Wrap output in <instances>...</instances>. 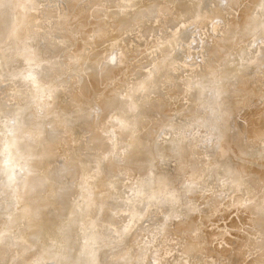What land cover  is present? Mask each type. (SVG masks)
<instances>
[{
    "label": "rangeland",
    "instance_id": "rangeland-1",
    "mask_svg": "<svg viewBox=\"0 0 264 264\" xmlns=\"http://www.w3.org/2000/svg\"><path fill=\"white\" fill-rule=\"evenodd\" d=\"M17 1L10 7L17 19L12 22L9 34L7 26H0V43L31 24V34L38 29L52 31L47 39L51 43L44 46L38 39L37 45L42 46H34L44 51L41 60H49L52 52L54 55L51 62L43 60L45 67H40L43 63L40 59L36 63L39 66L32 67L38 66L43 75L31 68L44 78L36 80L31 70V74L26 73L29 76L22 75L24 83L19 77L21 87L18 83L17 91L29 88L33 94L37 89H32L39 85L38 95L33 94L36 97L26 91L31 99L27 101L33 102L27 103L35 106L30 105L31 108L27 104L29 111L20 110L19 117L11 113L18 105L13 101L16 92L10 89L12 78L7 79L0 59V100L5 102L0 107V151L3 144L7 145V152L12 147L20 174L33 166L35 174L46 168L45 172L51 175L49 171L61 168V164L70 167L77 161V169L84 175L71 184L75 194L67 206L75 216L91 209L87 214L90 225L76 230L70 218L46 223L43 217L41 221L50 235L47 242L59 244L60 254L71 242H78L75 253L81 258L89 257L88 252L98 251L97 248L116 250V245H123L122 250L129 258L127 264H264V240L259 237L262 235L264 239V218L261 221L259 218L264 214V0H19L16 4ZM8 3L11 6L12 2ZM197 18L201 30L190 26ZM217 19L225 23L219 22L212 32ZM37 20H43L47 26L39 24L37 28L33 25ZM29 37L32 36L29 34L30 41L26 40L28 46L32 43ZM26 42L20 43L19 48L28 50ZM69 43L74 46L69 47ZM67 46L69 52L64 49ZM92 51L98 55L90 58ZM73 60L79 61L78 65ZM195 61L197 65L201 63V68L190 66ZM106 63L111 64L108 65L111 73H107ZM70 65L76 68L73 73ZM101 65H105L104 72L96 70ZM56 66L62 71H57ZM57 76L61 81L54 80H59ZM41 78L45 83L40 84ZM22 83L26 86L24 90ZM69 98L82 105L81 111H71L74 102ZM68 101L73 102L72 108ZM65 102L70 106L66 105L68 110L63 107ZM232 102V106L226 107L225 104ZM162 104L168 108L164 113H160ZM6 105L13 108L5 112ZM154 105H159L158 112ZM151 108L154 110L150 111ZM29 116L30 121L26 119ZM51 122L56 127H51ZM62 123L64 127H60ZM227 124L239 128L237 135L225 134ZM2 136L7 140L5 143ZM13 142L17 143L18 152ZM43 151L48 154L45 156ZM6 156L0 160L7 159ZM27 158L32 161L26 164ZM7 169L3 170L4 174ZM109 172L113 176L108 177ZM35 174L32 176L40 183L33 195L19 175L14 186L0 193V234L27 235L29 221L23 218L15 221L16 216L27 213L29 205L30 210L45 211L53 198L52 190L60 188L59 178L54 181L55 174L47 177L43 185ZM59 190L56 198L65 195L68 189ZM122 192L127 193L122 195ZM41 196L42 200H37ZM119 200L120 206L115 207L113 204ZM63 203L53 202L46 209L57 206L54 214L60 216L67 207V201ZM179 228L191 230L178 233ZM255 235V240L260 242L258 250L248 248L239 259L241 245L253 242ZM226 250L227 256L220 255ZM40 255H35L38 264L42 260ZM93 258L91 264L106 263L100 261L98 254Z\"/></svg>",
    "mask_w": 264,
    "mask_h": 264
},
{
    "label": "bare ground",
    "instance_id": "bare-ground-1",
    "mask_svg": "<svg viewBox=\"0 0 264 264\" xmlns=\"http://www.w3.org/2000/svg\"><path fill=\"white\" fill-rule=\"evenodd\" d=\"M8 1H11L12 2V4H11V6H10V4L8 3ZM17 0H1L0 1V26L3 28L4 26L6 27L7 26V31H8V34L10 33V30H11V27H12V22L13 21H16V19H17V17L13 14V12L11 11V9L13 8V6L15 5V2H16ZM60 1V0H59ZM68 2L69 1H71V0H67ZM73 1V0H72ZM235 1V0H234ZM18 2H20L19 0L17 1V3L16 4H18ZM56 2V1H55ZM152 2V1H151ZM99 3V2H98ZM43 4V3H42ZM49 4V3H48ZM52 4V3H51ZM59 4H61V3H59ZM41 5V4H40ZM44 5V4H43ZM52 5H54V4H52ZM61 5H63V4H61ZM60 5V6H61ZM156 5V4H155ZM37 6H38V4H37ZM36 6V7H37ZM51 6V5H50ZM56 6V5H55ZM59 6V7H60ZM73 6V5H72ZM84 6V5H83ZM183 6V5H182ZM10 7H11V9H10ZM42 7V6H41ZM44 7H45V5H44ZM58 7V6H57ZM153 7V6H152ZM188 7H189V5L187 6V11L189 10L188 9ZM49 8V7H48ZM52 7H50V9H51ZM54 8V7H53ZM52 8V9H53ZM38 9V8H37ZM73 9V8H72ZM81 9V8H80ZM27 10V9H26ZM34 10V9H33ZM55 10H57L56 8H55ZM58 10H63V9H58ZM83 10V9H82ZM29 11V10H28ZM31 11V10H30ZM44 11H45V9H44ZM48 11H50V10H48ZM53 11H54V9H53ZM64 11V10H63ZM39 12V11H38ZM61 12V11H60ZM78 12H79V10H78ZM82 12V11H81ZM152 12V11H151ZM49 13V12H48ZM47 13V14H48ZM53 13H56L55 11L53 12ZM52 13V14H53ZM85 13V12H84ZM153 13H154V11H153ZM33 14V13H32ZM29 15H31L30 13H29ZM50 15V14H49ZM59 15V14H58ZM61 15V14H60ZM217 15V14H216ZM33 16H36V15H33ZM77 16V15H76ZM157 17V16H156ZM154 18V17H153ZM5 19H7V22H6V20ZM33 19V18H32ZM53 19V18H52ZM56 19H57V17H56ZM62 19H63V17H62ZM58 20H60V18L58 19ZM58 20H56V22H58ZM200 18H197V19H194L192 22H191V24H190V26H196V27H200V26H198L199 24H200ZM52 20H50V22H51ZM29 22V21H28ZM48 22V21H47ZM53 22V24H54V21H52ZM55 22V23H56ZM60 22V21H59ZM64 22V21H63ZM88 22V21H87ZM219 22H222V23H225V21L223 20V19H217L216 20V22H213V23H216V24H213V28H211V31L214 29V28H216V26L217 25H220L219 24ZM206 23V22H205ZM20 24V23H19ZM39 24H42V25H46L47 26V23L46 24H44L43 23V20L42 21H39V20H37L33 25H35V26H37V25H39ZM49 24H51L52 25V23H49ZM58 24H54V26H57ZM183 25H185L186 26V24L184 23ZM30 26H32L31 24H29V26H28V28H25V27H22L19 31H20V33L19 32H16V33H14V34H11L9 37H7V40H6V42L5 43H0V59H2V61L4 62L2 65H3V70L2 71H4L3 73L4 74H6V71H7V76H8V78L7 79H10V78H12V79H10L11 81H10V83H12L11 84V86H10V89L12 90L13 88L15 89V92H16V94H15V97H14V95H12L13 97H14V99H13V97H12V99H13V101H14V103L16 102V103H18V105L16 106V107H14L15 105L13 104L12 106L14 107V111L13 112H11V111H9V112H11L13 115L15 114V115H17V117H19V115H20V110H25L26 108H27V106L29 105H32V106H35V105H33V104H28V103H30L31 101H27L28 100V98L30 97V96H28V94H27V92L26 91H28V93L29 92H31V90L28 88V90L26 89V88H24V87H26V86H24L23 87V78H22V75H23V77H24V75L28 72L29 74H31V71L33 72V70L35 69V67L34 68H32L36 63H37V61H39V59L41 60V57L43 56L42 54L44 53V51L43 50H37V49H35L37 46H42L41 44H39V45H37V43H40V42H42V43H45L44 44V46L46 45V43H51V42H48L47 41V39H49V37L51 36L50 35V33L52 32H49V29H47L46 28V31L44 32L43 31V29H42V31L41 30H34V31H32V34L31 33H29L30 32V29H31V27ZM203 26V25H202ZM49 27V26H48ZM58 27H59V25H58ZM63 27V26H62ZM228 27V26H227ZM2 28H0V37H1V29ZM37 28H38V26H37ZM44 28V27H43ZM53 28L54 27H52V30H53ZM225 28V27H224ZM230 28V27H229ZM252 28V27H251ZM40 29H41V27H40ZM45 30V29H44ZM199 30H201V28H199ZM206 30V29H205ZM217 30V29H216ZM147 31V30H146ZM145 31V32H146ZM148 31H149V29H148ZM147 31V32H148ZM215 31V30H214ZM213 32V31H212ZM30 34V36H32L33 38H34V40L32 39V37H29V38H31V41H32V43H33V46H31L32 45V43H31V45H29L28 46V44L29 43H27L26 42V40L28 39V35ZM72 34H73V32H72ZM143 34V33H142ZM217 34V33H216ZM42 36V37H37V36ZM50 35V36H49ZM63 36V35H62ZM5 38V37H4ZM63 38V37H62ZM38 39H40L39 41L40 42H38ZM51 39H52V37H51ZM65 39H66V37H65ZM197 40V39H196ZM218 40V39H217ZM28 41H30L29 39H28ZM1 42V41H0ZM4 42V41H3ZM23 42H26L25 44L29 47V49L31 48V47H33L32 49H33V53H30V51H31V49L28 51L27 49H26V51H25V49H23V48H19V44L20 43H23ZM52 42H53V40H52ZM221 42V41H220ZM36 43V44H35ZM54 43V42H53ZM224 43V42H223ZM262 43L264 44V41H262ZM25 44H23V47H24V45ZM35 44V45H34ZM55 44V43H54ZM53 44V45H54ZM70 44V43H69ZM211 44H212V42H211ZM25 45V46H26ZM37 45V46H36ZM49 45V44H48ZM52 45V44H51ZM66 45V44H65ZM72 44H70V46L69 47H71L72 48V46H74V45H72ZM96 45V44H95ZM210 45V44H209ZM218 45V44H217ZM26 46V47H27ZM31 46V47H30ZM34 46H36V47H34ZM43 46V47H44ZM57 46V45H56ZM55 45L53 46V47H56ZM64 46V45H63ZM67 46V47H68ZM97 46V45H96ZM27 47V48H28ZM53 47L52 48H50L51 50L53 49ZM65 47V46H64ZM69 47H68V49L67 48H64V49H66V52H69L70 50H69ZM86 47V46H85ZM262 47V46H261ZM38 48V47H37ZM57 48V47H56ZM63 48V47H62ZM190 48V47H189ZM191 48H192V46H191ZM191 48H190V50H191ZM223 48V47H222ZM35 49V50H34ZM46 50H49V48L47 49L46 48ZM67 50H69V51H67ZM204 50H205V48H204ZM28 51V52H27ZM43 51V52H42ZM55 51V50H54ZM86 51H88V49L86 50ZM186 51V50H185ZM32 52V51H31ZM49 52H52V51H50L49 50ZM56 52V51H55ZM54 52V53H55ZM58 52V51H57ZM60 52H62V51H60ZM46 53V52H45ZM59 53V52H58ZM86 53V52H85ZM92 53L93 54H91V52H89L88 54H91L89 57L90 58H93L94 56H97L98 55V53L96 52V51H92ZM49 54V53H48ZM51 54V56H53L54 54H53V52L52 53H50ZM50 54H49V56H50ZM53 54V55H52ZM62 54V53H61ZM63 54H64V52H63ZM189 54H191V53H189ZM44 55H46L47 56V54H44ZM60 55V54H59ZM46 56H44V57H46ZM51 56L49 57V60L50 59H52L51 58ZM61 56V55H60ZM189 56V55H188ZM58 57V56H57ZM115 57V56H114ZM261 57V56H260ZM43 58V57H42ZM82 58V57H81ZM84 58V57H83ZM82 58V59H83ZM111 58V57H110ZM109 58V59H110ZM44 59H46V58H44ZM44 59H42L41 60V62H43V60ZM55 59V58H54ZM72 59H75V58H72ZM84 59H88V57L87 58H84ZM111 59H115V58H111ZM117 59V58H116ZM115 59V60H116ZM258 59H260V58H258ZM47 60V59H46ZM49 60H47V61H49ZM57 60V59H56ZM115 60H113V61H115ZM118 60L119 59H117V62H118ZM263 60H264V58H263ZM52 60H50V62H51ZM69 61V60H68ZM74 61V60H73ZM84 61H86V63H88V61L87 60H84ZM83 61V62H84ZM113 61H109V62H111V63H113ZM174 61V60H173ZM260 61H262V59L260 60ZM44 62H46V61H44ZM44 62L42 63V64H40L41 66V68H43L42 66H44ZM49 62V63H50ZM53 62H54V60H53ZM57 62H58V60H57ZM70 62H72L71 60L69 61V63ZM77 63V65H78V62L79 61H74L73 63ZM82 62V61H81ZM263 62V61H262ZM39 63H40V61H39ZM48 63V62H47ZM47 63H45V64H47ZM116 63V62H115ZM173 63V62H172ZM176 63V62H175ZM197 63L198 62H193V63H191L190 64V66H195L196 65V67L198 66L199 68H201V63L200 64H198L197 65ZM54 64V63H53ZM107 64V63H106ZM105 64V65H106ZM185 64H187V62H185ZM184 64V65H185ZM36 65H38V64H36ZM35 65V66H36ZM72 65V64H71ZM68 66V67H71L72 69L73 68H75L74 67V65L73 66ZM105 65H101V66H99V68H97L96 70H98V71H100V72H104V68H105ZM108 65H111V64H107V73L110 71L109 70V66ZM5 66V67H4ZM39 66V65H38ZM37 66V67H38ZM46 66V65H45ZM44 66V67H45ZM86 66V65H85ZM114 66V65H113ZM37 67H36V71H38V73H39V75H43V74H41V71L40 70H37ZM57 67V66H56ZM110 67H112V66H110ZM182 67V66H181ZM198 67L196 68V69H198ZM203 67V66H202ZM4 68H6L5 70H4ZM33 70H32V69ZM50 68V67H49ZM182 68H186V66H184V67H182ZM191 68H194L195 69V67H191ZM67 69H69V68H67ZM76 69V68H75ZM75 69H73V70H70L71 72L70 73H73V71L75 70ZM77 69H80L79 67H77ZM111 69V68H110ZM203 69V68H202ZM29 70H31V71H29ZM45 70H46V68H45ZM56 70L57 71H62V69H60V68H56ZM105 70V71H106ZM189 70V69H188ZM188 70H186V72H188ZM40 71V72H39ZM43 71V70H42ZM47 71V70H46ZM68 71V70H67ZM85 71V70H84ZM184 71V70H183ZM189 71H193V69L192 70H189ZM203 71V70H202ZM53 72V71H52ZM112 71H110V73H111ZM172 72V71H171ZM169 73V75L170 74H172V73ZM176 72V71H175ZM196 72H200V71H196ZM195 72V73H196ZM35 73H37V72H33V74H34V77H35V79L37 80V79H40V77H43L44 78V76H39L38 75V73H37V75H35ZM46 73H50V72H46ZM62 74H63V72H61ZM69 73V72H68ZM95 73V72H94ZM197 73V74H198ZM201 73V72H200ZM29 74L27 75L26 74V76H29ZM176 74V73H175ZM184 74V73H183ZM182 74V75H183ZM10 75V76H9ZM45 75V74H44ZM47 76H49L48 74H46ZM45 75V76H46ZM55 75H57V74H55ZM63 75H66V74H63ZM68 75V74H67ZM94 75H97L96 73L94 74ZM21 76V78H22V81L21 82H23L22 83V89L24 90V89H26V91L24 92H22V90H21V88H20V90H18V91H20V93H18V91H17V89H19V88H17L18 87V85L20 84V87H21V82L19 83V80H21V79H19V77ZM26 76H25V78H26ZM51 76V75H50ZM31 77V76H30ZM37 77V78H36ZM56 77V76H55ZM58 78H59V80L57 79H54L55 81H61V78L59 77V76H57ZM97 77H98V75H97ZM29 78V77H28ZM28 78H27V80H28ZM32 78V77H31ZM31 78H29V79H31ZM90 78H92L93 79V76H91ZM33 79V78H32ZM45 79H46V77H45ZM66 79V78H65ZM64 79V80H65ZM48 80V79H47ZM41 82H40V84L41 83H45L44 81V79H43V81H42V78H41V80H40ZM63 81V80H62ZM95 81V80H94ZM253 81V80H252ZM251 81V82H252ZM16 82H17V84H16ZM34 82V83H33ZM36 82H38V81H36ZM51 82V80H49V82L48 83H50ZM64 82V81H63ZM62 82V83H63ZM19 83V84H18ZM27 83V82H26ZM26 83H25V85H26ZM32 83L33 84H35V81H32ZM32 83H31V86H32ZM263 83V82H262ZM13 84H15V85H13ZM51 84V83H50ZM50 84L48 85V86H50ZM45 85V88H46V84H44ZM44 85H42V87L44 86ZM254 85V84H253ZM255 85H256V83H255ZM27 86L28 87H30L31 88V86H29V84H27ZM36 86V85H35ZM34 86V87H35ZM39 85L37 84V87H38ZM16 87V88H15ZM33 87V86H32ZM33 88L32 90L33 91H35L36 89L37 90H39L38 88ZM41 87V88H42ZM44 88V87H43ZM48 88V87H47ZM200 89H201V87H199ZM14 89L12 90V91H14ZM30 90V91H29ZM35 91V92H33V94H35L36 92H38V91ZM176 90V89H175ZM198 90V89H197ZM232 90H233V88H232ZM179 91V90H178ZM200 91V90H199ZM201 91H202V89H201ZM15 92H13V93H15ZM176 92H177V90H176ZM230 92H232V91H230ZM45 93V92H44ZM61 93V92H60ZM64 93V92H63ZM207 93V92H206ZM233 93V92H232ZM30 95H33V94H31V93H29ZM50 94V93H49ZM64 94H66V93H64ZM197 94V93H196ZM195 94V95H196ZM228 94H230V93H228ZM227 94V95H228ZM36 95H38L37 93H36ZM36 95H33V96H35L36 97ZM58 95V94H57ZM63 95V94H62ZM67 95V94H66ZM65 95V96H66ZM72 95H74V94H72ZM71 95V96H72ZM195 95H194V97H195ZM207 95V94H206ZM61 96V95H60ZM59 96V97H60ZM75 96H77V94L75 95ZM99 96V95H98ZM205 96V95H204ZM203 96V97H204ZM214 96V95H213ZM229 96V95H228ZM230 96H233L232 94L230 95ZM35 97H33V98H35ZM68 97V96H67ZM198 97V96H197ZM206 97V96H205ZM58 98V97H57ZM71 98H73V97H71ZM71 98H69V100L71 99ZM100 98V97H99ZM212 98V97H211ZM210 98V99H211ZM216 97H214V99H215ZM30 99V98H29ZM74 99V98H73ZM84 99V98H83ZM97 99V96H96V98L94 99V101ZM201 99V98H200ZM205 99V98H204ZM230 99V98H229ZM31 100V99H30ZM35 100H36V98H35ZM75 100H77V99H75ZM206 100H207V98H206ZM216 100V99H215ZM32 101H34L33 99H32ZM71 101H73V100H70V102ZM97 101V100H96ZM208 101H209V98H208ZM28 102V103H27ZM37 102V101H36ZM69 101H68V103H70ZM73 102H74V105H73ZM72 103H70L71 105V108H72V105H73V109H71V111H73L74 110V113H75V111L77 112L78 110H80L81 111V109H82V105H80V103L79 104H77L78 102H75V101H73ZM153 102V101H152ZM158 103H159V101H157ZM212 102V101H211ZM217 102V101H216ZM1 103H3V105L5 104V102L4 101H1L0 100V107L2 106V104ZM31 103H33V102H31ZM28 104V105H27ZM35 104V103H34ZM159 104H161V103H159ZM171 104V103H170ZM170 104H168V105H170ZM206 104V103H205ZM212 104V103H211ZM214 104V103H213ZM69 106L68 104H66V102H65V104H64V106L63 107H65V106ZM150 105V104H149ZM210 105V104H209ZM226 105V107L227 106H232L233 105V102L232 103H230V105H229V103L228 104H225ZM7 107L4 109V111L5 110H7V108H8V106L9 105H6ZM28 106V107H29ZM67 106L65 107V108H67ZM69 106V107H70ZM151 106V105H150ZM155 106V105H154ZM157 106H159V105H157ZM157 106H155V109L157 110V112H158V109L156 108ZM204 106V105H203ZM212 106V105H211ZM217 106H218V104H217ZM12 107V108H13ZM31 107V106H30ZM29 107V108H30ZM153 107V106H152ZM163 107H165L163 104H162V108H160V110L162 111L163 110V112H160V113H164V111L166 110V108H163ZM169 107H171V106H169ZM207 107H208V105H207ZM12 108H8V110H10V109H12ZM32 108V107H31ZM205 108V107H204ZM209 108V107H208ZM220 108V107H219ZM259 108V107H258ZM28 109V108H27ZM33 109H34V107H33ZM168 109V108H167ZM207 109V108H206ZM211 109V108H210ZM212 109H213V107H212ZM257 109V108H256ZM31 111H32V109H30ZM37 110V109H36ZM67 110H68V108H67ZM69 110H70V108H69ZM152 110H154V109H152L151 108V110L150 111H152ZM202 110H203V107H202ZM215 110V109H214ZM216 110H218V109H216ZM2 111H3V109H2ZM27 111H29V109L27 110ZM26 111V112H27ZM35 111V110H34ZM71 111H70V113H71ZM167 111V110H166ZM209 111H211V110H209ZM213 111V110H212ZM219 111V110H218ZM6 112V111H5ZM8 112V113H9ZM206 112V111H205ZM220 112V111H219ZM229 112V111H228ZM227 112V113H228ZM10 113V114H11ZM48 113V112H47ZM73 113V114H74ZM83 113V112H82ZM88 113V112H87ZM167 113V112H166ZM207 113H208V110H207ZM211 113V112H210ZM217 114H218V112H216ZM221 113H222V111H221ZM254 113V112H253ZM263 113H264V111H263ZM7 115V114H6ZM30 115V114H29ZM70 115V114H69ZM210 115V114H209ZM211 115H212V113H211ZM11 116V115H10ZM31 116H32V114H31ZM90 116V115H89ZM213 116H214V114H213ZM14 117V116H13ZM91 117V116H90ZM212 116H210V118H211ZM215 117V116H214ZM251 117V116H250ZM4 118V117H3ZM2 118V119H3ZM15 118H16V116H15ZM15 118H12L11 120H13L14 121V119ZM31 119V117L29 116L28 118H26V119H28L29 121H30V119ZM206 118H207V116H206ZM90 118H88V120H89ZM205 119V118H204ZM216 119V118H215ZM207 120H209V117H208V119ZM213 120V119H212ZM250 120V119H249ZM29 121L28 122H26V124H29ZM52 121V120H51ZM214 121V120H213ZM56 122V121H55ZM92 122V121H91ZM90 122V123H91ZM204 122H205V120H204ZM207 122V121H206ZM53 123L54 122H51V124H52V126L51 127H53L56 123H58V125H59V123L60 122H56L54 125H53ZM264 123V122H263ZM49 124V123H48ZM61 124V123H60ZM63 125H60V127H64V123H62ZM19 125V124H18ZM57 125V124H56ZM56 125H55V127H56ZM66 125V128L68 127L67 126V123L65 124ZM228 126H227V128L225 129V134H229V133H232V134H234L233 136H235V135H237V131H239V128L238 127H236V125H231V124H227ZM89 126V125H88ZM19 127V126H18ZM49 127H50V124H49ZM59 127V128H60ZM205 127V126H204ZM8 129H10L9 127H7ZM58 128V129H59ZM69 128H72V126L71 127H69ZM88 128V127H87ZM50 129V128H49ZM51 129H53V128H51ZM50 129V130H51ZM68 129V128H67ZM66 129V130H67ZM11 130H16V128H14V129H12L11 128ZM42 130V129H41ZM41 130H37V132L38 133H41ZM57 130V128H55V131ZM4 131H7V129L6 130H4ZM3 130H2V132H4ZM9 131V130H8ZM1 132V131H0ZM12 132V131H11ZM16 132V131H15ZM13 133V132H12ZM11 133V134H12ZM6 134V133H5ZM4 134V135H5ZM9 134V133H8ZM7 134V135H8ZM52 134H54V133H52ZM225 134L224 135H222V136H225ZM227 134V135H228ZM7 135L5 136V137H7ZM10 135V134H9ZM15 135H17V134H15ZM230 135V134H229ZM12 136H13V134H12ZM59 136H60V134H59ZM255 136V135H254ZM5 137H1L2 138V141L4 142L5 140H6V138ZM16 137V136H15ZM238 137V136H237ZM236 137V138H237ZM5 138V139H4ZM8 138V137H7ZM14 137H12V139H13ZM52 139H51V141L54 139L53 137H51ZM226 138V137H225ZM231 138H233V137H231ZM255 138H257V140H258V136L256 137L255 136ZM44 139V138H43ZM227 139H228V137H227ZM226 139V140H227ZM45 140V139H44ZM58 140H60V138L58 139ZM57 140V141H58ZM226 140H224V142H227ZM231 140V139H230ZM237 140V139H236ZM7 141V140H6ZM234 141V140H233ZM10 142V141H9ZM8 142V143H9ZM229 142V141H228ZM5 143V142H4ZM7 143V144H8ZM13 143H15V147L17 148V152H18V145H17V143L16 142H13ZM235 143H236V141H235ZM257 143V142H256ZM12 144V143H11ZM11 144H10V146L9 147H11ZM237 144V143H236ZM48 145V144H47ZM50 145V144H49ZM258 145V144H257ZM3 146H4V144H3ZM2 146V150L0 151V157H5V155H8V156H6L7 157V159H4V160H0V193L3 191V190H6L7 189V187L9 186V188L11 187V186H14L15 185V181H16V175H19L20 177H22L23 178V180H24V184H26L27 185V188H26V190L27 191H29L30 193H31V195H33L34 193H33V190L34 189H37L38 187H39V183H37L38 181L37 180H35L36 178L34 177V176H32V175H34L35 173V171L33 170V166L32 167H27L28 168V170H30V171H28L26 168H25V170H24V172H23V174H20L19 172H17V168L15 167V158L17 157V155L15 154V152H13L11 149H12V147H11V149L9 148L8 149V152H7V145L5 144V146L4 147H6V148H4ZM14 146V145H13ZM225 146H227V145H225ZM240 146V145H239ZM219 148V147H218ZM49 149L50 150H52L53 149V147H50L49 146ZM217 149V148H216ZM241 149V148H240ZM49 150V151H50ZM12 151V152H11ZM53 151V150H52ZM235 151H239L240 152V150L239 149H235ZM6 152H7V154H6ZM10 152V153H9ZM51 152V151H50ZM241 152H242V149H241ZM22 153V152H21ZM27 153H28V151H27ZM45 156L48 154V152H47V154H46V151H43L42 152ZM28 154H30V153H28ZM29 157H31L30 155H28ZM28 161H32V159L31 158H27V160H26V164H27V162ZM61 161H63V159L61 160ZM73 162V161H72ZM64 163V162H63ZM113 164L114 163H112V165H110V164H108L109 166H108V168H111L112 166H113ZM60 165V164H59ZM62 165V167L60 168L59 166H58V168L57 169H52V171H49V173L51 174V175H49V174H47L48 173V171H46L45 172V170H46V168H44V169H42V171L41 172H37V174H35V175H37L36 177H38L39 176V181H42L41 182V184L43 185L44 183H45V180L47 179V177L48 178H51V176H52V174H55L54 175V181L56 182L57 180L55 179V178H59V182L61 183V185H60V188L61 187H64V188H67L68 190H67V193L65 194V195H63V196H60V197H57L56 198V195H59L60 194V188L59 189H57V188H55V190H52V196H53V198L49 201V203L46 205V208H47V206L48 205H50L51 203H53V202H55V204H56V202H57V205H59L58 204V202H59V200H61L62 202H64V203H66V201H67V203L65 204L66 206H67V204H68V200L69 199H72V194H75L73 191H74V188H72L71 187V184L72 183H74L75 182V180L76 179H80V177L81 176H83L84 174V172H79L78 171V169H77V161H74L73 162V165H74V167H73V165L72 166H70L69 167V165L68 164H61ZM57 166V165H56ZM7 167L9 168V169H7ZM5 168L7 169V172L4 174V171L3 170H5ZM40 170V169H39ZM6 171V170H5ZM37 171H38V169H37ZM261 171V170H260ZM54 172V173H53ZM44 173H46V176L44 175ZM256 173V172H255ZM257 173H259V172H257ZM261 173V172H260ZM112 173L111 172H109V174L108 175H110V176H108V177H111V176H113V175H111ZM246 174V173H245ZM263 175V174H262ZM44 181V182H43ZM145 181V179H143L142 181H141V183L142 182H144ZM161 181V180H160ZM257 181V180H256ZM261 181V180H260ZM140 182V181H139ZM122 185V184H121ZM142 185V184H141ZM117 186V185H116ZM120 186V185H119ZM77 187H78V185H77ZM6 188V189H5ZM116 189H117V187H115ZM120 189H121V186H120ZM78 190H79V188H78ZM152 190V189H151ZM120 190L118 189L117 190V194H120V192H119ZM78 192V191H77ZM119 192V193H118ZM59 193V194H58ZM125 193H127V192H122L121 194L123 195V194H125ZM39 194H42V192L41 193H38L37 194V196L39 195ZM116 194V193H115ZM260 194V193H259ZM30 195V196H31ZM43 196V195H42ZM37 197V200H42V198L43 197ZM116 196V195H115ZM34 197H35V195H34ZM62 197V198H61ZM117 197V196H116ZM157 197V196H156ZM60 198V199H59ZM113 198V200H114V197H112ZM112 198H111V200H112ZM116 199V198H115ZM117 199H118V197H117ZM112 200V201H113ZM159 200V199H158ZM140 201V200H139ZM150 201V200H149ZM152 201V200H151ZM221 201V200H220ZM219 201V202H220ZM153 202V201H152ZM63 203V204H64ZM115 203V202H114ZM137 203V202H136ZM135 203V204H136ZM61 204V203H60ZM112 204H113V202H112ZM130 204V203H129ZM263 204V203H262ZM115 207H117V206H120V200L118 201V202H116V204H113ZM218 205V204H217ZM51 206V205H50ZM62 206V205H61ZM29 207H30V209H31V206L29 205L28 206V212L27 213H23V216L22 215H20V216H16V218H15V221H17V220H19V219H27L28 221H29V225H30V232L27 234V235H25V236H19V237H9V236H6L7 234H0V264H38L39 262H37V260H35V255L36 254H38V253H40L41 255V261H40V264H91V261H92V258L94 257V256H96L97 254L99 255V258H100V261L101 260H105V262L106 263H104V264H127L128 263V259L129 258H126V253H125V251H123L122 250V246L123 245H116L115 247V249L116 250H114L113 248H106V249H104V250H99V249H101V248H97V250L98 251H92V252H88V256L89 257H85V258H81V256H79V254L77 255L76 253H75V248H76V245H80L78 242L77 243H75V241H73V242H71L68 246H67V248L65 249V251H64V253H62V254H60L59 252V244H58V246L57 245H52L51 243L49 244L48 242H47V240H48V236H50L49 235V233H48V229L47 228H45V226H43V223H42V221H41V219L43 218V217H45V220H46V223H52V222H54V221H57V220H59V221H63V220H66V219H71V221L73 220L74 222V224H76V226L75 225H73V226H75L74 227V229L76 230V229H78V228H85V226L86 225H90V222H91V219H90V217L87 215L88 214V211H90L91 209H89V210H87L86 211V214H82V215H79V216H75V215H72V211H71V209L67 206L66 207V209H63V210H65L64 212H62V210H58V211H60V212H62V213H60V216H61V214L63 215V216H58L57 214H54V210H56V207L54 206V207H52L53 209H46L45 208V211H41L40 209H34V210H30L29 209ZM65 207V206H64ZM132 207H133V205H132ZM219 207V206H218ZM58 208V207H57ZM264 208V207H263ZM2 209V207H0V210ZM257 209V208H256ZM85 210V209H84ZM135 211V210H134ZM208 211V210H207ZM205 212V211H204ZM264 212V211H263ZM58 213V212H57ZM64 213V214H63ZM135 213V212H134ZM135 214H137V212L135 213ZM86 217H88V218H86ZM260 218V221H261V219L262 218H264V214H261V217H259ZM192 219V218H191ZM35 221H36V223H35ZM186 221V220H185ZM257 221H259V220H257ZM259 221V222H260ZM45 223V224H46ZM189 223L190 224H192V221L191 220H189ZM262 223V222H261ZM78 224V225H77ZM257 224H259V223H257ZM24 225V224H23ZM47 225V224H46ZM193 225V224H192ZM208 225V224H207ZM256 225V224H255ZM188 226V225H187ZM254 226V225H253ZM109 227V226H108ZM180 227V226H179ZM252 227V226H251ZM80 228V229H81ZM255 228H257V227H255ZM8 229V228H7ZM112 229H114V228H112ZM260 229V228H259ZM108 230V229H107ZM191 229H186L185 231H183V230H181V228H179V230L178 229H176V231L178 232V233H182L181 231H183V233L184 232H189ZM193 230V229H192ZM241 230V229H240ZM264 230V229H263ZM93 231V230H92ZM253 231V230H252ZM261 231V230H260ZM238 232V231H237ZM255 233H256V231H255ZM92 234V233H91ZM94 234V233H93ZM92 234V235H93ZM96 234V233H95ZM112 234H114V233H112ZM238 234V233H237ZM264 234V233H263ZM257 235H260V233H258ZM44 236V237H43ZM249 236V235H248ZM96 237H97V235H96ZM259 237H261V239L262 240H264L263 238H262V235L261 236H259ZM254 238V240H253V242L251 241V242H248L247 244H243L244 246L242 247V245H241V248H240V250L238 251V255H239V259H241V257L243 258L244 257V255L246 254L244 251H246L248 248H251V247H253L255 250H258L257 249V246L259 245V241L258 240H255V238H256V235H255V237H253ZM89 239V238H88ZM260 239V240H261ZM96 241H97V239H95ZM235 240H237V237H236V239ZM262 240H261V242H262ZM95 241V242H96ZM258 241V242H257ZM41 242H43L42 244H41ZM89 242V241H88ZM87 242V243H88ZM247 242V241H246ZM245 242V243H246ZM95 244V243H94ZM85 245V244H84ZM92 245V244H91ZM235 245H236V243H235ZM264 245V244H263ZM99 246V245H98ZM262 246V245H261ZM236 247H238V243H237V246ZM83 248V247H82ZM239 248V247H238ZM77 249H78V247H77ZM76 249V250H77ZM88 249V248H87ZM259 249H261V248H259ZM262 249H263V247H262ZM90 250V249H89ZM231 250H232V248H231ZM231 250H229V251H231ZM227 251V252H226ZM225 252H223V253H221L220 255H226L227 253H228V250H226ZM232 252V251H231ZM264 252V251H263ZM58 253V254H57ZM245 253V254H244ZM57 254V255H56ZM90 256H92V258L90 257ZM227 256V255H226ZM228 256H229V254H228ZM218 257V256H217ZM221 258H222V256H220ZM224 257V256H223ZM254 257H255V259H256V257H257V255L255 254L254 255ZM225 258V257H224ZM94 259V258H93ZM218 259H220V258H218ZM226 259V258H225ZM237 259V258H236ZM221 260V259H220ZM219 260V261H220ZM238 260V259H237ZM236 260V261H237ZM244 260V259H243ZM99 261V262H100ZM223 261V260H222ZM241 261L242 260H240V263H241ZM8 262V263H7ZM37 262V263H36ZM235 263V262H234ZM236 264H237V262H236Z\"/></svg>",
    "mask_w": 264,
    "mask_h": 264
}]
</instances>
